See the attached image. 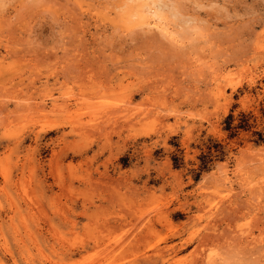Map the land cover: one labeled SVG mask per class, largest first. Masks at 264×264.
Instances as JSON below:
<instances>
[{
	"label": "rangeland",
	"instance_id": "rangeland-1",
	"mask_svg": "<svg viewBox=\"0 0 264 264\" xmlns=\"http://www.w3.org/2000/svg\"><path fill=\"white\" fill-rule=\"evenodd\" d=\"M211 263L264 264V0H0V264Z\"/></svg>",
	"mask_w": 264,
	"mask_h": 264
},
{
	"label": "bare ground",
	"instance_id": "bare-ground-1",
	"mask_svg": "<svg viewBox=\"0 0 264 264\" xmlns=\"http://www.w3.org/2000/svg\"><path fill=\"white\" fill-rule=\"evenodd\" d=\"M134 2V1H133ZM162 4V3H161ZM145 6V5H144ZM156 6H158V5H156ZM164 7V6H163ZM143 8V7H142ZM159 8V7H158ZM158 8H156V10H153V9H151L150 7H148V12L150 13V14H152V15H154V16H156V17H158V10H160V9H158ZM161 8V7H160ZM145 9V8H144ZM158 9V10H157ZM164 9V8H163ZM146 10H147V7H146ZM144 12V11H143ZM146 12V11H145ZM162 12V11H161ZM164 13V12H163ZM147 14V13H146ZM142 15V14H141ZM158 19H160V18H158ZM139 22V21H138ZM166 24V23H165ZM163 30L165 31V33H168V26L167 25H164V28H163ZM163 33V32H162ZM179 39V38H178ZM116 108V107H115ZM113 112V111H112ZM116 113H118V112H116ZM110 115V114H109ZM82 128V127H81ZM22 197V196H21ZM28 201V200H27ZM40 208V207H39ZM38 210V209H37ZM34 212H35V210H34ZM12 214V213H11ZM7 217V216H6ZM212 264V263H211Z\"/></svg>",
	"mask_w": 264,
	"mask_h": 264
},
{
	"label": "trees",
	"instance_id": "trees-1",
	"mask_svg": "<svg viewBox=\"0 0 264 264\" xmlns=\"http://www.w3.org/2000/svg\"><path fill=\"white\" fill-rule=\"evenodd\" d=\"M230 119H232V116L229 117V121H230ZM228 128H231L230 125L228 126Z\"/></svg>",
	"mask_w": 264,
	"mask_h": 264
}]
</instances>
